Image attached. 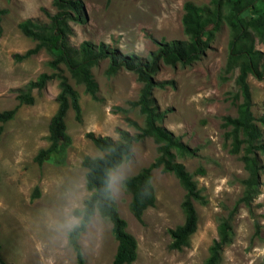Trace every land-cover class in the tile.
Listing matches in <instances>:
<instances>
[{"label":"rangeland","instance_id":"1","mask_svg":"<svg viewBox=\"0 0 264 264\" xmlns=\"http://www.w3.org/2000/svg\"><path fill=\"white\" fill-rule=\"evenodd\" d=\"M186 0H82L84 23H70L73 30L69 44L77 47L82 41L103 42L122 53H134L145 58L156 49L152 39L169 41L186 39L181 25L182 4ZM199 6L209 0H191ZM0 110L17 104L15 89L35 80L42 73H52L46 63L50 55L44 49L16 61L14 53H24L35 41L26 37L18 23L26 18L48 22L46 14L56 8L52 0H0ZM226 14V10L223 11ZM224 17V16H223ZM262 29V28H261ZM234 32L224 20L214 30L204 54L188 65L158 63L156 80H171L165 87H154L152 95L158 109L165 111L161 125L179 136L196 154L176 161L194 174L197 186L207 198L201 205L194 202L198 215L197 228L189 245L181 251L168 249V229L180 224V209L184 189L170 172L160 168L150 171L154 189V205L147 207L139 222L129 210L130 194L124 189L113 196L117 211L126 221V230L136 239L137 257L132 264H202L207 248L216 237L217 217L231 213L233 239L223 249L221 264H264V168L259 172V193L250 207L237 203L242 193L240 180L247 173L240 160L242 152H229L230 127H223V117H236L242 101L235 82L239 70L236 62L229 71L228 62ZM247 41L250 42L248 38ZM240 40L238 41V43ZM254 48L264 53V36L254 33ZM107 59L91 69L97 83V100L84 92L70 77L63 64L60 68L69 83L79 93L82 120L77 122L72 110L65 116L71 143L64 153L50 154L41 165L33 157L39 148L48 145L47 125L56 109L57 79L46 82L40 91L34 89V102L22 104L14 117L2 123L0 134V257L7 264H75V253L67 244L66 233L54 230L52 223L61 219L70 202L82 208L89 192L84 186L83 156H101L85 136L108 135L118 139L116 128L135 135L138 130L126 118L143 126L144 118L129 100L138 97L141 83L126 69L107 76ZM251 113L258 119L264 115V78L247 74ZM126 108V112L115 109ZM264 141V127L255 121ZM128 177L153 162L158 152L151 137L133 141ZM264 164V156H260ZM35 187L38 195L31 198ZM84 264H111L116 241L111 223L94 213L86 228L78 235Z\"/></svg>","mask_w":264,"mask_h":264},{"label":"trees","instance_id":"2","mask_svg":"<svg viewBox=\"0 0 264 264\" xmlns=\"http://www.w3.org/2000/svg\"><path fill=\"white\" fill-rule=\"evenodd\" d=\"M52 4L56 10L53 14L46 12L48 22H36L32 18H26L18 23L22 34L34 40L35 44L22 54L14 53L13 58L19 61L44 49L51 57L46 64L55 72H42L35 80L15 89L17 104L10 109L0 110V134L1 124L11 120L20 105L33 104L32 91L34 89L40 91L47 81L56 78L58 88L55 95L56 109L47 125L48 145L39 148L33 160L41 165L50 154L66 151L71 143V136L67 133L64 121L67 111L72 110L77 122L82 120V112L79 93L69 83L60 64L65 66L74 82L82 85L84 92L93 100H97L98 97L97 83L91 69L102 59L108 61L104 70L105 75H114L123 68L133 72L137 81L141 83L138 97L129 100L128 105L138 107L144 118L143 126L126 118V121L138 130L135 135L121 128H116L118 139L108 135H95L91 131L85 133L94 147L103 154L94 157L83 156L80 161V165L85 168L84 186L89 194L83 200L82 208L75 210L76 215L84 217L82 225L66 233L67 244L75 253V264H84L77 237L86 228L94 213H98L100 217L111 223V234L116 241L111 264H132L135 261L136 239L126 230V221L119 215L112 195L105 192L104 188L107 171L128 160L132 155L133 141L145 137L152 138L158 154L148 166L128 177L125 189L130 194L129 210L141 222L143 211L153 206L155 200L153 185L150 196L140 197L145 182L150 181V171L153 168H160L162 172L172 173L185 192L180 202L183 220L167 230L170 236L168 249L181 251L189 245L190 237L195 232L198 222L193 203L198 202L201 205L207 203L202 189L193 179L194 174H203V170L199 168L195 173H190L182 163L176 161L177 158L193 156L196 154V148H190L179 136H175L161 125L165 111L158 109L152 90L154 87L163 88L166 84H172V81L156 80L154 74L158 70L159 62L171 66L176 63L188 65L199 59L208 48L209 40L213 37L214 30L223 22V18L234 32L225 68L229 71L236 62L239 63L235 82L239 85L242 101L238 105L236 117L224 116L222 126L230 127L226 133L231 139L229 152L232 154L242 152L239 158L247 175L240 180L243 188L237 203L249 208L259 193V172L264 168L260 158L264 156V141L262 132L255 122L257 120L264 127V115L256 119L251 113L250 90L246 76L252 74L257 79L264 78V53L254 48V33L264 36V0H209L208 4L203 6L186 0L182 4L181 16L186 39L169 41L152 39L156 49L150 51L145 58L134 53H122L119 49L109 47L103 42L94 44L90 41H82L77 47L70 45L68 37L73 32L70 23L85 22L84 3L82 0H52ZM224 10L226 14L223 13ZM1 12H4V9H0V14ZM248 38L250 42L247 41ZM115 109L126 112V108L120 106H115ZM37 195L38 189L35 187L31 198ZM216 221V237L211 240L202 264H221L224 247L232 243L231 213L227 216H218ZM0 264L7 262L0 257Z\"/></svg>","mask_w":264,"mask_h":264},{"label":"clouds","instance_id":"3","mask_svg":"<svg viewBox=\"0 0 264 264\" xmlns=\"http://www.w3.org/2000/svg\"><path fill=\"white\" fill-rule=\"evenodd\" d=\"M130 164L121 163L106 173L105 192L113 196H120L126 188V181L128 179V171ZM152 183L151 181L145 182L144 187L141 189L140 197L146 198L151 195ZM80 208V204L73 201L70 202L69 207L64 209L61 219L55 220L52 227L55 231L64 234L74 231L79 228L84 220L83 215H76L75 210Z\"/></svg>","mask_w":264,"mask_h":264}]
</instances>
